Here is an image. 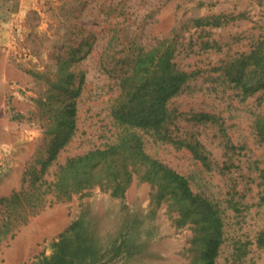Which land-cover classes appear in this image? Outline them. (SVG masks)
<instances>
[{"label": "rangeland", "instance_id": "rangeland-1", "mask_svg": "<svg viewBox=\"0 0 264 264\" xmlns=\"http://www.w3.org/2000/svg\"><path fill=\"white\" fill-rule=\"evenodd\" d=\"M167 47L197 72L168 103L171 135L200 141L209 160L140 131L146 151L219 211L215 264H264L255 126L264 91L245 97L227 74L234 60L264 54V0H0V264L207 263L215 227L157 193L143 172L118 195L99 173L64 192L52 183L73 156L121 132L112 114L121 78Z\"/></svg>", "mask_w": 264, "mask_h": 264}, {"label": "trees", "instance_id": "trees-1", "mask_svg": "<svg viewBox=\"0 0 264 264\" xmlns=\"http://www.w3.org/2000/svg\"><path fill=\"white\" fill-rule=\"evenodd\" d=\"M166 43L167 40H164L159 46L163 48ZM161 48L151 55L149 61L144 55L135 59L134 65L120 80V94L116 99L118 105L113 106L112 114L121 132L116 131L111 137H107L108 141L103 145L73 156L63 167L64 174L52 183L64 192L66 189L76 188V184L90 182L99 173L102 184L111 187L114 195H118L132 183L135 173L143 172L142 178L152 183L158 190L157 193L162 196L170 195L168 198L181 201L192 216L200 214L199 221H210L215 227L216 236L209 242L206 261V264H215L223 236L219 211L210 199L194 191L187 176L148 153L143 135L140 134V131L154 132L160 141L185 146L195 157L208 163L209 157L200 141L176 139L170 132L174 117L168 103L185 90L187 83L197 72L184 71L173 61L171 47L164 51ZM246 59L256 60L254 69L248 71L249 61L247 63ZM246 59L231 62L227 74L243 95L249 97L258 91H264V54L256 49ZM74 106L71 105V131L67 140L74 135L76 127L77 111ZM210 117L213 116L202 115V118ZM255 123L258 137L264 142V113ZM115 163L118 166H113ZM258 245L264 249V228L258 231Z\"/></svg>", "mask_w": 264, "mask_h": 264}]
</instances>
